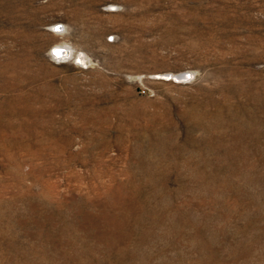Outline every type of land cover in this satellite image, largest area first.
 I'll list each match as a JSON object with an SVG mask.
<instances>
[{"label":"rangeland","instance_id":"1","mask_svg":"<svg viewBox=\"0 0 264 264\" xmlns=\"http://www.w3.org/2000/svg\"><path fill=\"white\" fill-rule=\"evenodd\" d=\"M0 264H264V0H0Z\"/></svg>","mask_w":264,"mask_h":264},{"label":"bare ground","instance_id":"2","mask_svg":"<svg viewBox=\"0 0 264 264\" xmlns=\"http://www.w3.org/2000/svg\"><path fill=\"white\" fill-rule=\"evenodd\" d=\"M60 33V32H59ZM73 50V48L69 45V44H66V42L65 43H63V42H61V43H59V44H57V45H55L54 47H53V49L51 50V52H52V55L55 57V56H57V57H60V56H62V57H67L68 55H70L71 54V51ZM73 53V52H72ZM70 58V57H69ZM187 73V72H186ZM185 74V73H184ZM173 77H174V75H172ZM185 75H182V77H184ZM189 74H186V78H189ZM181 77V76H180ZM178 78V77H177ZM184 79V78H183ZM14 86V85H13ZM4 89H5V87L4 86H2ZM210 104V103H209ZM20 113V112H19ZM198 115V114H197ZM237 117V116H236ZM102 118V117H101ZM194 126V125H193ZM220 134V133H219ZM208 138V137H207ZM218 141V140H217ZM226 146V145H225ZM244 158V157H243ZM237 159V158H236ZM220 169V168H219ZM243 169V168H242ZM239 177V176H238ZM261 181V180H260ZM222 182V181H221ZM208 189V188H207ZM240 239V238H239Z\"/></svg>","mask_w":264,"mask_h":264}]
</instances>
